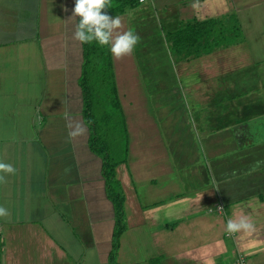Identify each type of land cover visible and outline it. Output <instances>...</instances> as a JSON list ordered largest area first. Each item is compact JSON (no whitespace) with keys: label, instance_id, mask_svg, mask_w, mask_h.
I'll return each instance as SVG.
<instances>
[{"label":"crops","instance_id":"0c3cea01","mask_svg":"<svg viewBox=\"0 0 264 264\" xmlns=\"http://www.w3.org/2000/svg\"><path fill=\"white\" fill-rule=\"evenodd\" d=\"M74 6L0 0V160L17 170L0 183L9 212L0 217V264H233L238 256L264 264V0H144L116 14L119 31L145 16L161 34L234 15L243 41L176 65L195 133L177 115L183 104H169L155 172L133 157L131 135L127 163L116 168L126 226L115 252L113 205L83 120ZM111 59L130 137L139 129L118 90L123 60ZM77 125L83 132L71 135ZM241 216L254 231L228 234V219Z\"/></svg>","mask_w":264,"mask_h":264},{"label":"trees","instance_id":"16d2710c","mask_svg":"<svg viewBox=\"0 0 264 264\" xmlns=\"http://www.w3.org/2000/svg\"><path fill=\"white\" fill-rule=\"evenodd\" d=\"M138 6L139 0H110L106 11L110 16H114ZM142 27L141 30L144 28ZM242 41L243 33L234 15L195 22L175 32L161 34L162 46H166V52L175 59V63L209 55L217 49L235 46ZM82 46L84 55L79 79L83 96L82 114L89 133V150L101 159V175L107 197L113 205L115 252L119 237L126 226L125 198L116 178V168L127 163L128 129L117 93L109 47L100 46L95 42ZM111 260H114V255Z\"/></svg>","mask_w":264,"mask_h":264},{"label":"rangeland","instance_id":"374dc122","mask_svg":"<svg viewBox=\"0 0 264 264\" xmlns=\"http://www.w3.org/2000/svg\"><path fill=\"white\" fill-rule=\"evenodd\" d=\"M151 21V17L146 18L145 16H138L133 19L131 30L140 37L135 48L138 65L135 61L136 57L133 58L132 62L129 61L133 64L124 61L126 58L130 59L129 57H121L123 64L120 63L121 67L116 74L120 80L118 90L122 91L125 106L129 107L131 111L126 115L127 119L133 116L134 119H131V123L138 126L139 129L137 133L129 132L131 133L130 137L128 136L129 147L132 144V135L136 147L134 150L137 149L133 157L144 160L143 163L149 162L150 170L155 172V148L159 149L161 145L162 147L163 144L166 145L168 138L166 120L170 114H173V109L168 105L179 102L183 105L186 104V110L181 108L183 105L180 106L177 115L180 118L187 117L190 125L193 122L195 111L190 105L191 93L185 86L184 78L178 74L176 65L179 62L175 63V59L170 56L168 51L166 52V46H162L161 43L159 29ZM197 117L199 118L198 114ZM190 128L193 129V126L191 125ZM193 133H195L194 129ZM168 149L170 150L169 145ZM169 161L172 165H177L173 158L170 157ZM182 166L183 164H179L177 170ZM121 169L123 170V167ZM135 169L140 168L137 166ZM150 264H155V261Z\"/></svg>","mask_w":264,"mask_h":264},{"label":"clouds","instance_id":"9594fccd","mask_svg":"<svg viewBox=\"0 0 264 264\" xmlns=\"http://www.w3.org/2000/svg\"><path fill=\"white\" fill-rule=\"evenodd\" d=\"M75 6L72 17L76 20V30L73 39L81 45L93 42L100 46H108L111 54L119 59L133 54L140 37L132 30L119 31L122 28V19L119 15L110 16L106 9L110 0H74ZM83 127L77 125V130L71 135L83 132ZM16 168L11 163L0 160V183L4 182L8 175H15ZM202 199V197H201ZM8 210L0 206V217H7ZM254 231V224L249 217L241 216L238 219H228L226 232L236 234L240 232Z\"/></svg>","mask_w":264,"mask_h":264},{"label":"built area","instance_id":"2783aa9c","mask_svg":"<svg viewBox=\"0 0 264 264\" xmlns=\"http://www.w3.org/2000/svg\"><path fill=\"white\" fill-rule=\"evenodd\" d=\"M139 2H140V3H143L144 0H139ZM216 209H217L218 211H220V210H222V207H221V206H218V207H216ZM233 264H249V263H248L247 259H246L244 256H238V257L234 260Z\"/></svg>","mask_w":264,"mask_h":264}]
</instances>
